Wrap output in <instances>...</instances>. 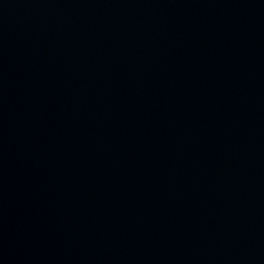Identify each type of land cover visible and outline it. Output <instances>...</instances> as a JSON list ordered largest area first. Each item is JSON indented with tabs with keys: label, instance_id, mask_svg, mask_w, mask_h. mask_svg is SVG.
Returning <instances> with one entry per match:
<instances>
[{
	"label": "water",
	"instance_id": "95a60500",
	"mask_svg": "<svg viewBox=\"0 0 264 264\" xmlns=\"http://www.w3.org/2000/svg\"><path fill=\"white\" fill-rule=\"evenodd\" d=\"M0 264H264V0H0Z\"/></svg>",
	"mask_w": 264,
	"mask_h": 264
}]
</instances>
